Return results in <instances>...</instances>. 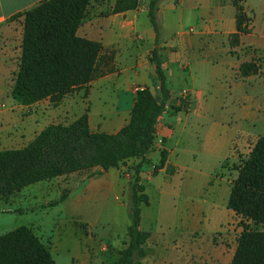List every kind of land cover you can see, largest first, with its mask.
Returning <instances> with one entry per match:
<instances>
[{"label":"crops","instance_id":"crops-1","mask_svg":"<svg viewBox=\"0 0 264 264\" xmlns=\"http://www.w3.org/2000/svg\"><path fill=\"white\" fill-rule=\"evenodd\" d=\"M40 1L0 0V151L22 149L47 126L68 125L85 111L92 132L115 134L130 120L137 89L148 87L154 95L158 93L149 62L156 39L147 18L149 0H137L136 10L115 15L111 13L115 0H95L90 1L86 11L89 16L77 35L100 42L103 54L113 55V71L75 90L56 106L48 99L30 106L13 101L10 92L21 53V14ZM241 5L249 19V32L231 47L230 37L236 33V10L231 0H162L159 4V47L172 98L187 90L189 99L186 109L175 114L169 110L158 121L153 149L146 157L149 164L140 174L148 202V184L159 177L165 184V189L158 187L160 194L182 176L185 189H208L229 197L231 181H227L225 163L232 160L236 151L248 154L256 140L264 137V0H241ZM105 9L110 14L103 13ZM249 62H254L259 71L241 78L239 67ZM111 96L110 107L92 113V100L105 106L102 98ZM172 104L177 106V101L172 100ZM162 151L166 157L160 166ZM138 162L132 159L107 171L92 170L97 174L84 180L83 192L127 190L132 170L128 166ZM155 166L157 173L152 175L151 167ZM214 175L217 177L213 182ZM15 196L18 195L8 199ZM141 223L142 211L143 231ZM151 239L152 235L148 247ZM193 246L180 264H193L192 258H206V251ZM89 256L83 252L78 259Z\"/></svg>","mask_w":264,"mask_h":264},{"label":"trees","instance_id":"trees-1","mask_svg":"<svg viewBox=\"0 0 264 264\" xmlns=\"http://www.w3.org/2000/svg\"><path fill=\"white\" fill-rule=\"evenodd\" d=\"M91 0H42L21 14L23 32L18 71L10 96L23 106L48 99L54 106L77 89L113 71V55H104L100 42L77 35ZM162 0H149L147 18L156 35L149 57L158 85L139 89L134 98L129 122L115 134L94 133L85 111L68 125H49L26 147L0 151V200L18 194L31 185L94 169L107 171L132 159L139 160L131 169L129 241L112 264H142L154 254L147 246L151 233L140 229L141 205L148 197L140 174L149 164L159 119L167 111L175 114L187 103L172 104L170 82L163 68L160 52L161 26L157 19ZM235 7L236 33L230 46L239 44L249 32V19L241 0H231ZM137 0H115L113 15L136 10ZM254 62L243 63L239 76L256 75ZM166 154L161 152L160 166ZM155 169L157 167L155 166ZM226 207L240 219L241 232L229 264H264V137H259L245 160L236 169ZM250 223L254 226L251 228ZM0 264H55L50 249L33 230L20 226L0 235Z\"/></svg>","mask_w":264,"mask_h":264},{"label":"rangeland","instance_id":"rangeland-1","mask_svg":"<svg viewBox=\"0 0 264 264\" xmlns=\"http://www.w3.org/2000/svg\"><path fill=\"white\" fill-rule=\"evenodd\" d=\"M103 13L110 14V10ZM88 16L89 12L83 23ZM142 19L148 22L146 17ZM112 100L113 96L102 98L105 106L92 100V113L110 107ZM247 155L236 151L232 160L225 163L227 181H233ZM156 173L157 169L152 171V175ZM96 174L88 171L40 182L24 188L11 200L7 198L9 201L0 203V235L26 226L49 247L55 264H112L129 241L126 227L131 192L130 187L123 192H83L84 180ZM153 180L148 184L149 205L141 206V226L151 233L149 247L154 249L153 258L147 257L144 264H180L192 245L207 252L206 258L190 259L193 264H229L241 227L240 219L226 207L228 196L208 189H185L182 176L160 194L158 187L165 189L163 178ZM250 226L254 228L251 223ZM83 252L90 255L89 259H78Z\"/></svg>","mask_w":264,"mask_h":264},{"label":"built area","instance_id":"built-area-1","mask_svg":"<svg viewBox=\"0 0 264 264\" xmlns=\"http://www.w3.org/2000/svg\"><path fill=\"white\" fill-rule=\"evenodd\" d=\"M138 89L135 91L137 92ZM188 99H189V92L187 90H182L176 98H172V100H176L177 101V104L178 103H187L188 102ZM155 170V167H151V172Z\"/></svg>","mask_w":264,"mask_h":264}]
</instances>
